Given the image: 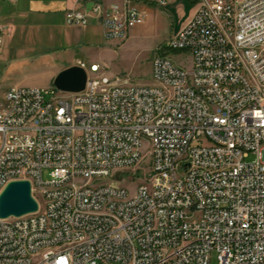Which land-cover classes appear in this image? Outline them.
Instances as JSON below:
<instances>
[{
    "label": "built area",
    "instance_id": "built-area-1",
    "mask_svg": "<svg viewBox=\"0 0 264 264\" xmlns=\"http://www.w3.org/2000/svg\"><path fill=\"white\" fill-rule=\"evenodd\" d=\"M194 4L153 60L161 88L114 89L91 63L82 91L6 90L0 192L28 179L39 208L0 218V264H264V0ZM81 5L67 23L96 19L109 40L147 17L138 0ZM114 172L135 189L95 183Z\"/></svg>",
    "mask_w": 264,
    "mask_h": 264
},
{
    "label": "rangeland",
    "instance_id": "rangeland-1",
    "mask_svg": "<svg viewBox=\"0 0 264 264\" xmlns=\"http://www.w3.org/2000/svg\"><path fill=\"white\" fill-rule=\"evenodd\" d=\"M138 2L147 10L146 20L122 39H106L103 30H18L11 41L6 37L0 47V99L12 86H37L44 91L47 100L51 99L54 95L51 90L61 93L53 83L58 69L72 57L84 59L89 76L95 75L89 71V66L96 61L102 66L101 71L121 83L156 84L152 77L153 60L192 14L194 0H171L164 7L155 0ZM11 6L12 3L3 5L6 11ZM50 24L59 29L66 27L61 15ZM5 34L9 35V31L5 30ZM168 55L186 67L192 63L189 51L168 50ZM148 165L146 159L138 171L144 173ZM128 175V172H114L95 183L123 185L132 192L137 182ZM44 178H49L48 170L44 171ZM213 261H216L215 253Z\"/></svg>",
    "mask_w": 264,
    "mask_h": 264
},
{
    "label": "crops",
    "instance_id": "crops-1",
    "mask_svg": "<svg viewBox=\"0 0 264 264\" xmlns=\"http://www.w3.org/2000/svg\"><path fill=\"white\" fill-rule=\"evenodd\" d=\"M5 3H12V6L8 7L7 11L3 7ZM73 7H82L81 0H0V22L5 25V30L9 31V35H4V41L6 37H9L11 41L18 30H103L104 32L102 24L96 19H92L89 24L84 26L68 24L66 11ZM58 15H61L66 27L60 26L61 28L59 29V27H53L50 24ZM191 15L180 28L188 21ZM79 60L84 59L78 58L75 60L73 57L69 58L58 70L61 71L71 65L78 64ZM92 63L97 62L93 61Z\"/></svg>",
    "mask_w": 264,
    "mask_h": 264
},
{
    "label": "water",
    "instance_id": "water-1",
    "mask_svg": "<svg viewBox=\"0 0 264 264\" xmlns=\"http://www.w3.org/2000/svg\"><path fill=\"white\" fill-rule=\"evenodd\" d=\"M88 72L74 64L61 70L54 78V86L63 92L82 91L87 82ZM39 203L33 195L28 179L9 181L0 192V218L19 217L37 211Z\"/></svg>",
    "mask_w": 264,
    "mask_h": 264
},
{
    "label": "bare ground",
    "instance_id": "bare-ground-1",
    "mask_svg": "<svg viewBox=\"0 0 264 264\" xmlns=\"http://www.w3.org/2000/svg\"><path fill=\"white\" fill-rule=\"evenodd\" d=\"M124 86H133V85L124 83ZM142 87H146V85H135V89H142ZM151 88H161V81H157L156 84H152ZM114 89H123V83L114 82ZM105 188H117V186L105 184Z\"/></svg>",
    "mask_w": 264,
    "mask_h": 264
}]
</instances>
